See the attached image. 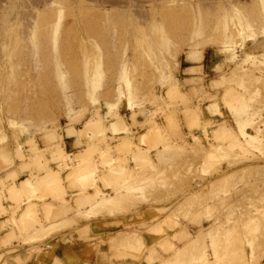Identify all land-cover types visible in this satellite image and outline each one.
<instances>
[{"label": "rangeland", "instance_id": "374dc122", "mask_svg": "<svg viewBox=\"0 0 264 264\" xmlns=\"http://www.w3.org/2000/svg\"><path fill=\"white\" fill-rule=\"evenodd\" d=\"M0 156L35 253L68 231L99 264H264V0H0Z\"/></svg>", "mask_w": 264, "mask_h": 264}, {"label": "crops", "instance_id": "0c3cea01", "mask_svg": "<svg viewBox=\"0 0 264 264\" xmlns=\"http://www.w3.org/2000/svg\"><path fill=\"white\" fill-rule=\"evenodd\" d=\"M191 69H198L200 72L204 73L206 68L202 65L188 66L185 68L184 74L186 75L190 74V75H187V77L182 78L181 81H182V84L184 85V89H183L184 93L189 97V99L192 101H196L197 99H199L200 96H202L205 93H209V94L214 93L213 91H210V84L215 83L217 81L213 80L210 83H207L205 81V77H206L205 75L203 76L191 75L190 73ZM218 112L221 114V116L213 114V115H209L208 119L212 120L213 122L216 121L217 123H221L224 121L225 122L230 121L229 116L227 114H224L220 110H218ZM222 119H224V121ZM170 121H173V123L169 125L174 126L175 125L174 119L171 118ZM144 122L145 120L143 119V117H137L136 119L137 125H142ZM192 122L193 121L190 120L189 124L192 125ZM127 124L130 126L129 122H127ZM122 128H127L124 123L122 125ZM135 129H137V127ZM187 131H188L187 128L183 129V134H187ZM148 132L143 133V134H147ZM120 134L122 135L123 132H120ZM143 134L139 136V139L141 138ZM200 136H202V134H200ZM64 138H65V142H64L65 156L69 155V156L74 157L76 154L80 155V153H82V152H79L80 151L79 149H82L80 146L81 142L76 141L71 136H65ZM142 149L146 150L144 148ZM82 151L84 152L86 151V149H82ZM158 151L162 152L160 148H158ZM154 152L155 150H152L150 153L152 154ZM0 157H1L0 159V179H3L5 176L9 175L11 171L10 168L12 167L11 166L12 162H11L10 157H3V156H0ZM53 171L57 172L58 174V171L56 170H53ZM71 172L72 171L65 172L62 176H60V178L59 176H57L58 181H61V184L58 183L59 184V190H58L59 195L61 193H64L68 197H70L78 193V190L75 184L65 181V178L68 175H70ZM43 176L45 175H42L39 177L40 181L42 180ZM26 179H29V177H27L25 174L23 175L20 174L17 180V183H14V182L13 183L15 185H18L20 181H24ZM31 181L34 183L36 182V186H35V190H36L39 186L37 185L38 180L37 181L31 180ZM7 188H6V191H5L6 193L4 197H6L7 199H10L7 194ZM98 189L99 191L103 192L100 188ZM109 190H110L109 188L106 189V191L108 192ZM95 193L96 192H94V194H88V195H95ZM23 196L25 195H21L20 199H16V198L14 199L17 201H20ZM78 198H81V197H78ZM78 198H76V200ZM14 199H11V200H14ZM65 201H69V200H65ZM43 205H44V213H46V215L50 208H53L56 210L59 208V202L51 201L50 198L47 199L45 202H43ZM11 207H12L11 204H9L8 202L7 203L3 201L0 202V213H1L0 214V264H99L98 257H88L87 258L82 254V251H83L82 243L83 242L81 243L75 240L74 234L73 233L69 234L68 231L62 232L61 238L56 237V238L49 240L47 243V246L44 249H41L39 253L33 252L31 250L32 249L31 244H26L24 242L25 233L24 232L21 233L18 230L19 227L21 226V222L23 221L21 219L25 217V215L31 214L34 212L33 206L32 204H30L27 207H24L15 219L11 217V212H10ZM28 211H31V212H28ZM67 219L69 218L67 217ZM46 227L43 229H47ZM70 235L73 236L72 242L70 241ZM114 264H122V263H114Z\"/></svg>", "mask_w": 264, "mask_h": 264}, {"label": "bare ground", "instance_id": "6f19581e", "mask_svg": "<svg viewBox=\"0 0 264 264\" xmlns=\"http://www.w3.org/2000/svg\"><path fill=\"white\" fill-rule=\"evenodd\" d=\"M96 127H97V128H100V125H99L98 122H96V124H95V123L88 124V129H92V128L95 129ZM97 128H96V129H97ZM80 155H83V154H80ZM76 156H78V155H76ZM80 157H83V156H80ZM75 158H76V157H75ZM80 159H81V158H80ZM43 179L49 181V177H46V178H42V180H41L40 182H38V183H40V184L43 183V182H44ZM45 182H46V181H45ZM48 183H49V182H48ZM44 184H47V183H44ZM27 185H29V184H27ZM38 185H39V184H38ZM51 185H52V184H51ZM53 185H56L55 182H54ZM31 186H32V185H31ZM31 186H28V187L31 188ZM24 187H26V186H24ZM28 187H27V190L29 189ZM43 187H45L44 189L49 188L48 185H47V186H43ZM50 187H51V186H50ZM12 189H13V188H12ZM14 190H15V188H14ZM14 190H13V191H14ZM11 191H12V190H11ZM47 191H48V190H47ZM15 193H16V191H15ZM16 194H17V193H16ZM87 197H89V196H87ZM112 198H113V197H112ZM110 199H111V198H110ZM111 200H112V199H111ZM111 200H110V201H111ZM106 202H107V200H106ZM28 212H29V211H28ZM30 212H31V211H30Z\"/></svg>", "mask_w": 264, "mask_h": 264}]
</instances>
